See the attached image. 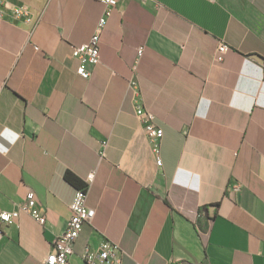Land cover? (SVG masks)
<instances>
[{"label": "crops", "instance_id": "0c3cea01", "mask_svg": "<svg viewBox=\"0 0 264 264\" xmlns=\"http://www.w3.org/2000/svg\"><path fill=\"white\" fill-rule=\"evenodd\" d=\"M2 3L32 21L0 17V213L15 212L0 264H44L92 171L96 214L71 264L104 240L124 264H264V0H121L88 79L72 47L103 2ZM136 92L164 130L158 150ZM30 189L44 224L21 209Z\"/></svg>", "mask_w": 264, "mask_h": 264}, {"label": "built area", "instance_id": "2783aa9c", "mask_svg": "<svg viewBox=\"0 0 264 264\" xmlns=\"http://www.w3.org/2000/svg\"><path fill=\"white\" fill-rule=\"evenodd\" d=\"M106 5V9L100 18L97 28L90 40L81 45L72 47V56L77 60V72L83 78L88 79L91 76L92 68L100 62V40L101 33L107 25L108 17L112 9L117 6L121 0H99ZM152 0H141L143 4H148ZM0 0V6H2ZM26 18L30 23L32 18L29 12L21 7H15L12 11V16H20ZM10 13L0 10L1 18L12 17ZM229 44L222 40L217 46V60L222 61L225 54L229 50ZM142 49V48H141ZM141 51V50H140ZM130 88H134L135 81H130ZM135 113L141 123L144 125L149 140L155 150H158V145L164 135V130L155 122V115L143 104L139 98V93L136 92L134 98ZM106 141L102 143L101 153L104 156ZM161 164L162 160H158ZM95 178V171L88 174L85 184L77 188L74 198L70 204L71 216L68 220L65 230L60 233L53 244L54 250L43 260L44 264H71V258L75 253V243L80 237L85 224L90 223L95 217L96 210L87 203L88 191ZM240 186L235 185L238 189ZM21 209L30 213L40 223L46 222V215L38 206V198L34 190L30 189L24 202L21 204ZM15 212L3 211L0 213V223L10 224L15 220ZM83 260L87 264H124V252L118 244L104 240L99 247L87 244L81 254Z\"/></svg>", "mask_w": 264, "mask_h": 264}, {"label": "water", "instance_id": "95a60500", "mask_svg": "<svg viewBox=\"0 0 264 264\" xmlns=\"http://www.w3.org/2000/svg\"><path fill=\"white\" fill-rule=\"evenodd\" d=\"M253 56H254L255 58H258V57H259L257 54H253Z\"/></svg>", "mask_w": 264, "mask_h": 264}, {"label": "clouds", "instance_id": "9594fccd", "mask_svg": "<svg viewBox=\"0 0 264 264\" xmlns=\"http://www.w3.org/2000/svg\"><path fill=\"white\" fill-rule=\"evenodd\" d=\"M5 152L7 151V149H3Z\"/></svg>", "mask_w": 264, "mask_h": 264}]
</instances>
